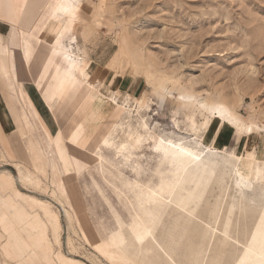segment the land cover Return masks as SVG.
Returning a JSON list of instances; mask_svg holds the SVG:
<instances>
[{"label":"rangeland","instance_id":"obj_1","mask_svg":"<svg viewBox=\"0 0 264 264\" xmlns=\"http://www.w3.org/2000/svg\"><path fill=\"white\" fill-rule=\"evenodd\" d=\"M57 1L41 36L64 40L60 84L90 62V98L107 95L80 145L121 111L99 157L67 171L28 78L12 88L18 125L0 85V264H264V0H74L54 16ZM41 36L0 37L10 84Z\"/></svg>","mask_w":264,"mask_h":264},{"label":"crops","instance_id":"obj_2","mask_svg":"<svg viewBox=\"0 0 264 264\" xmlns=\"http://www.w3.org/2000/svg\"><path fill=\"white\" fill-rule=\"evenodd\" d=\"M50 4L51 0H0V37L2 40H18L21 36L24 38V34H32L34 37L37 35L41 36L42 32L49 24V20H51L48 19L47 15ZM8 29V33L4 34L3 30ZM63 41L64 40L60 35L53 39H47L46 37L41 36L38 40L33 41L34 43L33 45H30V50L24 48L22 53L24 63L26 64V71L16 70V76L12 79L14 82L12 81L11 84L8 80L12 77L11 75L14 74L15 71H13V60H9V52H12V55L14 54V50L11 49L13 42L12 44L8 43L7 48L5 45H0V49H3L8 62L12 66L11 72L7 75H5L4 72L8 69L2 66L4 72L0 70V85L4 94L7 96L8 106L14 116L16 125H18L17 123H19V120L14 110V105L16 104L14 93L16 92H13L12 88H16V80H21L24 83L23 78H28L25 89L29 92L36 108L43 115V120L47 121L46 123H48L54 133L53 143L55 144L56 156L53 158V165L56 167L58 164H62L64 169L69 171L72 169L76 170V167L83 169L82 167L85 162L83 160L78 161L80 158L79 155L87 160H92L94 155L99 157L96 152L92 151V149L96 151L102 141L100 139V126L101 124L102 126H105L107 133L111 124L119 119L121 109L118 107H110L106 119L100 124L97 131L93 133L87 146L83 147L80 145V138L84 134L86 128L95 119L98 113L107 106L104 102L105 100L101 98V96L107 98V95L101 90L97 93L94 99L90 98L94 88L93 85L98 77V71L93 70L92 66H90V62H87L85 69L82 66L84 71L81 70V72L83 74L78 77L77 82L71 89L67 99L59 105V92L61 90V84L59 81L64 78L65 71L67 70L62 69V63L64 62L67 64L69 59L66 55H63L60 59H52L50 56L54 53L55 49L53 46L57 42H59L62 47L65 46ZM40 46L41 48L37 50ZM3 60L4 57L0 56V63L4 64ZM83 62L84 61H77L78 64ZM2 64H0V66ZM75 72L76 69L73 68L70 71V76L74 75L77 77L78 75H76ZM24 73L26 75L22 77V74ZM39 74L41 75V78L45 76L49 77L46 85L41 90L39 89L38 84L34 81ZM70 76H68V78ZM3 103H5V100L0 96V137L6 142L4 140L5 128L10 125L9 121L12 120V117L6 113L8 108H6ZM70 113L72 114L66 130L63 132L58 128L56 130L58 122ZM107 121L110 122L109 126H107ZM6 139L11 140L8 136H6ZM11 141L14 142L16 140L13 139ZM69 144L70 147L68 148ZM78 146L88 149H86L84 153H81L78 150ZM66 160L69 161L68 164H66ZM64 190L68 193L66 186Z\"/></svg>","mask_w":264,"mask_h":264},{"label":"bare ground","instance_id":"obj_3","mask_svg":"<svg viewBox=\"0 0 264 264\" xmlns=\"http://www.w3.org/2000/svg\"><path fill=\"white\" fill-rule=\"evenodd\" d=\"M76 6V2L74 0H58L57 1V4H56V9H55V15L54 16H57L58 15V11L59 10H64V9H67V10H72L74 9ZM62 19V18H61ZM54 20V19H53ZM59 23V22H57ZM63 50L62 49H58V52H62ZM64 52V51H63ZM57 54V53H56ZM68 76H70V72L67 73V76H66V79H65V82L61 85V90L59 92V105L61 103L64 102L65 99H67L68 95L70 94V91L71 89L75 86L76 82H77V79L78 77H75L74 75L70 76L68 78ZM66 83V84H65ZM87 83V82H85ZM89 87V86H88ZM91 89V88H90ZM87 91V90H86ZM90 91V90H89ZM88 92V91H87ZM58 105V106H59ZM64 114V113H63ZM72 114V113H70ZM63 116V115H62ZM105 138V136L103 138H100L101 140H103ZM161 142V141H160ZM159 142V143H160ZM169 145L167 146V151L168 153H172V154H177L179 152L178 150V146L179 145H176L173 141H170L169 140ZM163 144V143H162ZM100 155V154H99ZM199 154H196V156H198ZM101 158H103L101 156ZM102 160V159H101ZM254 247V245H251V247ZM120 257L122 258H126V255L124 253L120 254ZM121 259V258H120Z\"/></svg>","mask_w":264,"mask_h":264}]
</instances>
